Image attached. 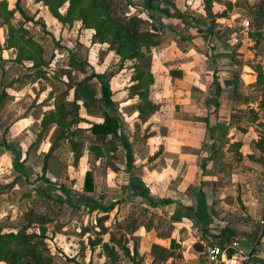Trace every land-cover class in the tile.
<instances>
[{"label": "crops", "instance_id": "crops-1", "mask_svg": "<svg viewBox=\"0 0 264 264\" xmlns=\"http://www.w3.org/2000/svg\"><path fill=\"white\" fill-rule=\"evenodd\" d=\"M257 2L210 0L209 8L202 0L117 2L122 13L141 16L143 28L152 30L158 39L149 51L153 77L149 90L157 107L138 116L129 105L134 98L127 97L128 79H122L120 73L112 75L116 79L109 80L113 101L109 112L118 116V149L113 166L103 169L100 193L91 197L100 203L101 194L111 185L112 194L118 197V209L113 208L112 213L117 211L118 218L127 216L124 210L133 204L143 211L131 216L136 218L131 234L137 237L139 264H199L200 247L192 241V225L200 227L205 240L224 243L236 239L247 254L241 264H264V110L257 108L260 90L252 84L254 64H259L264 75V37L259 35L256 41L239 25L241 18L251 17ZM30 5L37 4L32 1ZM33 10L41 19L46 12L40 5ZM42 21L46 24L47 19ZM53 22L51 17L52 26ZM73 22L76 30L84 31V37L89 35L90 29L79 28L78 20ZM13 55L11 47L0 49V91H5L0 119H6L3 114L10 113L9 104L18 99L16 92L23 87L2 84L12 76L7 68L14 63ZM212 76L218 81L216 93ZM47 94L44 89L39 97L32 94L33 105L20 111L13 108L14 118L8 120L7 127L12 138L29 131L27 126L43 108L51 106L49 99L43 100ZM23 95L29 96V91ZM80 115L99 120L83 110ZM36 130L29 131L33 137ZM52 130L43 135L39 157ZM234 141L239 144H230ZM59 146L65 148L61 142L53 154L61 159ZM21 153L15 150L16 157ZM38 168L40 174V165ZM45 176L55 181L53 176ZM53 184L62 192L60 183ZM199 192L207 210L203 225L194 215ZM86 196L90 195H81ZM118 264L130 262L121 257Z\"/></svg>", "mask_w": 264, "mask_h": 264}, {"label": "trees", "instance_id": "trees-1", "mask_svg": "<svg viewBox=\"0 0 264 264\" xmlns=\"http://www.w3.org/2000/svg\"><path fill=\"white\" fill-rule=\"evenodd\" d=\"M32 1L37 4L35 9L40 5L50 13L53 21L58 24L57 30L61 36L63 29L68 28L74 20H78L79 28L90 29L89 44L94 42L106 43V54L103 60L106 62L116 61L115 73L124 72L121 69H128L130 72L125 87L127 97L134 98V102L129 105L136 110L138 116H145L157 107V102L149 90L153 81L152 73L149 70V51L152 46L158 43V39L152 30L143 28L141 16L136 13H117L115 7L118 0ZM202 1L204 7L209 8L210 0ZM14 14L21 22L12 21ZM263 15L264 0H258L256 9L252 11L251 17L248 19V32L256 41L259 40V35H262L259 26ZM29 20H34V14H27L21 7L20 0H12L11 6H8L6 0H0V22L6 27V34L0 48H13L14 55L11 60L20 66L22 65L23 69L25 67H28L30 71L37 69V76L42 77L48 73L46 61L43 58L44 48L43 44L33 38L24 25V22ZM41 22L44 24L42 20ZM84 62V60L74 57L73 52L69 51L65 63L69 68L82 69ZM253 68L255 79L252 84L260 90L256 105L257 108L264 110V75L259 64H254ZM30 71L27 73L22 71L20 74L26 76ZM93 77L98 83L96 88L93 85ZM5 80L7 79L4 78L2 84L8 85L16 81L17 78L11 77L7 81ZM212 80L215 83L214 91L216 93L218 92V81L215 76H212ZM65 90H70V103L68 104L64 97H53L51 106L43 108L37 115L35 137L28 145L30 146L43 133H47L50 128H53L48 146L42 153L40 170L43 176L45 174L55 177L60 175V170H55V166H62L65 172L67 164L72 169H76L83 153H89L93 162L97 159H104L107 164H110L111 159L116 157L119 143V122L116 113L109 112L113 108L109 77H103L102 72L90 69L80 78L66 79V86L61 91V95L64 94ZM4 94L5 91L1 90L0 99ZM48 99L49 97L45 96L43 100ZM34 103L32 102L31 105ZM79 109L88 115L99 116V120L82 117ZM61 142L68 152L66 162L53 154L54 149ZM230 144L238 145L239 141ZM7 146L9 145L7 144ZM60 188L64 193L63 200L69 203L70 198L67 190L63 187ZM93 189V171L91 167H87L83 171L80 193H89ZM52 196L58 198V195L52 194ZM86 197L92 200L91 206L95 205L103 212L112 206V203L101 204L91 196ZM161 200L168 201V198L161 197ZM194 215L196 221L203 225L207 210L202 192L196 196ZM51 220L52 217L47 213L27 209L15 227L3 229L0 226V262L3 264H51L52 256L45 239L51 235L53 237V234L58 232V230H52L48 233L45 224ZM120 222L121 226L130 230H134L136 227L132 219L123 217ZM101 228L102 233L104 232V225H101ZM127 236L123 233L119 235L109 233L106 239L102 240L97 237L90 240L88 248L93 250L94 246L98 245L100 256H103L106 264H118L121 257L129 260L130 264H139L141 257L136 250V241L132 238L129 246ZM172 243L173 239H170L169 244ZM194 245L197 248L200 247L196 242ZM75 263L80 264L78 261Z\"/></svg>", "mask_w": 264, "mask_h": 264}, {"label": "rangeland", "instance_id": "rangeland-1", "mask_svg": "<svg viewBox=\"0 0 264 264\" xmlns=\"http://www.w3.org/2000/svg\"><path fill=\"white\" fill-rule=\"evenodd\" d=\"M31 3L32 0H20V5H24L25 7L23 8V6H21L25 9L24 11L27 14H34V20L24 22V25L32 37L43 44V58L46 61L48 73L39 77L36 74L37 69H32L30 71L28 67L23 69L22 65L21 67L14 63H11L7 68L9 70L8 74L12 75L8 76L7 79L16 77L17 80L12 83H16L18 84L17 86L23 87L16 92L18 99L9 104L11 109L10 113L3 114L6 119H0V226H2L3 229L15 227L16 223L22 219L23 213L27 209L47 213L52 217V220L45 224L48 233L52 230L61 232H57L58 234L56 237L55 233L53 237L51 235L45 239V243L52 256L51 264H76L75 261H78L80 264H106L103 256H100L98 245L94 246L93 250L88 248L90 240L97 237H100L102 240L106 239L109 233L114 235L123 233L128 235L127 244L130 246L131 239L133 238L137 242V237L131 234L133 230L121 226L120 221L122 218H118L120 214L117 215V211L112 213L113 208L118 209V197L115 199L112 194L114 187L110 185L107 191L101 194L102 198L99 200L101 204L112 203L111 208L103 212L96 208L95 205L91 206V199L81 197L83 192L80 193L81 185L79 183L82 171L87 167H91L94 177V189L92 192L85 193V195L95 197L96 193H100L98 185H100L102 179L101 174L103 169H110L116 157L111 159L110 164H107L104 159H97L93 162L89 153H83L78 161L76 169H72L71 166H68L67 172H65L62 166H55V170H60V175L56 177L53 176L55 181L51 182L46 178L47 176L44 177L45 175L43 176L41 174V171L39 174L38 168V166L41 165L42 158L39 157V151L41 145L44 144L43 140L46 132L28 146L29 143L34 140V137L29 131L37 126L35 122L27 126L29 131L21 134L19 133V135L13 138L9 135L7 127L9 126L8 120L14 118L13 113H15L16 110L20 111L21 107L24 109L27 105H31L33 99H35L32 98V94L39 97L40 93H44L45 89L50 101H52L53 97H64V100L69 104L71 99L70 90H65L64 94L61 95V91H63L66 86V79L73 80L75 78H80L85 73H88L90 69L102 72V76L109 77V80L113 78L116 79L112 75L116 74L115 69L117 63L116 61L106 62L103 60L106 54V43L94 42L89 44L88 36L86 35L84 37V31L82 30L79 32V30L75 29L74 25H71L68 29H63L61 36L57 30L58 24L53 22V26H55L53 27L50 23V18L52 17L50 13L47 10L46 12H42L41 19L40 14L35 13L36 11L32 12V7L34 9L36 6H31ZM7 4L11 6L12 0L7 1ZM29 5L30 7L26 9ZM36 9H38V7ZM115 11L120 14L123 12L122 7L118 5L115 7ZM12 19V21L16 23L21 22L19 18H16V14H14ZM46 19V24H42L41 20ZM45 25L49 29H46ZM5 34L6 27L0 22V46L3 44ZM69 51L73 52L74 57L85 61L83 65L84 68H69V66L66 65L65 62L67 61ZM2 63L3 61L0 60L1 67ZM22 71L25 73L30 71V73L26 76H22L20 74ZM121 71H124L121 73L122 79L127 81L130 74L129 70L121 69ZM118 76L121 77V75ZM92 81L96 88L98 83L95 77L92 78ZM40 88H43L41 89L43 90L42 92H40ZM26 90L29 91V96L23 95ZM13 108H16V110ZM79 111L82 110L79 109ZM1 117L2 113L0 115V118ZM81 124L84 123L81 122ZM7 144L9 146H7ZM59 147L58 151L62 149L59 156H61V159H64L67 155V161L68 153L64 150L66 147ZM16 149H19L23 154L21 153L16 157ZM24 161H26V164L22 163ZM55 182L60 183V185L67 190L70 198L69 203L63 200L64 193L53 184ZM52 194L58 195V198L52 196ZM127 209L125 208L123 212L127 214V216L123 217L130 220L132 219V215H136L139 212L142 214L143 212L139 207H136L135 204L132 205L131 209L130 207ZM132 220L136 223V218ZM101 225H104V232L102 233L101 231L103 230ZM145 226L148 228V222H146ZM0 264L3 263L0 262Z\"/></svg>", "mask_w": 264, "mask_h": 264}, {"label": "built area", "instance_id": "built-area-1", "mask_svg": "<svg viewBox=\"0 0 264 264\" xmlns=\"http://www.w3.org/2000/svg\"><path fill=\"white\" fill-rule=\"evenodd\" d=\"M241 29L249 28L247 18H241L239 21ZM259 30L264 36V15L262 16ZM192 241L200 244L199 254L201 261L199 264H241L243 259L247 257L244 250L237 245L236 239L232 238L229 242H216L211 239H203L200 235V227L192 225L191 228Z\"/></svg>", "mask_w": 264, "mask_h": 264}]
</instances>
